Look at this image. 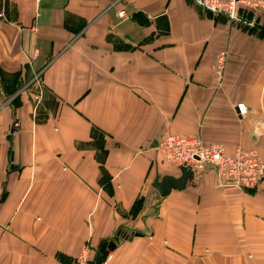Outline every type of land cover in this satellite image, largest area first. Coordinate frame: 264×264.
Here are the masks:
<instances>
[{"label": "crops", "instance_id": "obj_1", "mask_svg": "<svg viewBox=\"0 0 264 264\" xmlns=\"http://www.w3.org/2000/svg\"><path fill=\"white\" fill-rule=\"evenodd\" d=\"M7 1L0 264L94 260L112 239L105 264H264V182L208 166L154 186L182 174L156 149L170 133L264 158V10L249 25L195 0Z\"/></svg>", "mask_w": 264, "mask_h": 264}, {"label": "built area", "instance_id": "obj_2", "mask_svg": "<svg viewBox=\"0 0 264 264\" xmlns=\"http://www.w3.org/2000/svg\"><path fill=\"white\" fill-rule=\"evenodd\" d=\"M203 8L219 15H225L232 21L245 22L240 15L242 11L264 10V0H195ZM7 0H0V18H6ZM119 15L126 16L124 10ZM251 25V22H246ZM227 51L220 52L216 71L221 79L227 62ZM240 115L247 114L245 104H237ZM263 134V133H262ZM264 135V134H263ZM156 149L164 158L178 167L186 166L192 170H203L212 167L217 174L218 183L222 186H236L244 189H255L264 182V158L256 150L236 148L233 153L226 152L224 146L216 143H205L202 139L182 134H167L158 143ZM5 188L0 184V201ZM89 249L84 246L76 256V264H88ZM104 257L103 264L106 263Z\"/></svg>", "mask_w": 264, "mask_h": 264}, {"label": "water", "instance_id": "obj_3", "mask_svg": "<svg viewBox=\"0 0 264 264\" xmlns=\"http://www.w3.org/2000/svg\"><path fill=\"white\" fill-rule=\"evenodd\" d=\"M181 176L175 177L172 175H165L161 179L157 176L154 180V186L159 190L161 195L169 194L172 189L185 188L188 180L193 176V170L183 166L181 167ZM117 243L116 239L103 241L94 257V264H103L105 255L115 249Z\"/></svg>", "mask_w": 264, "mask_h": 264}, {"label": "rangeland", "instance_id": "obj_4", "mask_svg": "<svg viewBox=\"0 0 264 264\" xmlns=\"http://www.w3.org/2000/svg\"><path fill=\"white\" fill-rule=\"evenodd\" d=\"M209 11V10H208ZM211 12V11H210ZM213 13V12H212ZM215 14V13H214ZM219 15V14H218ZM240 15H242V17L243 18H245L247 21H249L250 22V17L247 15V13L245 12V11H242L241 13H240ZM171 163V162H170ZM171 164H173V165H175L176 167H178L175 163H171ZM84 246H87L88 247V249H89V253H91L90 251H91V248H90V246L89 245H84ZM72 264H76V260L74 259L73 261H72ZM88 264H93V260H91V257H90V255H89V262H88Z\"/></svg>", "mask_w": 264, "mask_h": 264}, {"label": "trees", "instance_id": "obj_5", "mask_svg": "<svg viewBox=\"0 0 264 264\" xmlns=\"http://www.w3.org/2000/svg\"><path fill=\"white\" fill-rule=\"evenodd\" d=\"M7 8H8V1L6 3V13H7ZM250 13H248L247 15H249ZM93 264H94V260H93Z\"/></svg>", "mask_w": 264, "mask_h": 264}]
</instances>
